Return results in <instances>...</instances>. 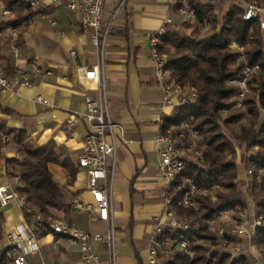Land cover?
Masks as SVG:
<instances>
[{"label":"crops","instance_id":"obj_1","mask_svg":"<svg viewBox=\"0 0 264 264\" xmlns=\"http://www.w3.org/2000/svg\"><path fill=\"white\" fill-rule=\"evenodd\" d=\"M113 1V9L104 4L102 24L111 21L104 53L108 108L113 120L123 128V139L116 150L117 167L111 190L117 264H148L150 241L166 207L168 188L158 172L156 140L163 118L170 117L175 108L163 100L151 57L150 36L161 27L166 31L181 30L183 17L175 9L173 0H126L112 21L113 11L122 0ZM226 1L231 3V0L214 2V12L219 17L226 12ZM49 2L40 0L36 9L47 12L37 15L29 23L19 46L16 45L17 33L13 35L3 29L0 69L4 62L15 69H29L32 64H37L43 71L50 70L51 75L42 74L33 80L32 86L0 95V125L8 132L0 138V148L3 158L23 161L25 154L11 140L22 130L27 134L29 147L53 141L61 159L70 158L77 164L86 126L81 119H77L71 128L65 124L71 116L83 114L86 97L98 95L96 85L82 81L81 74L76 72V67L97 64L98 51L91 42V32L73 24L65 9H52ZM71 51H75V58ZM37 96L46 103L38 102ZM10 135L12 137L4 143V137ZM48 169L54 181L65 187L63 195L68 205L74 201L92 202L85 169H78L71 184H68L69 174L60 165L50 164ZM15 185L0 160V186L14 189ZM0 214L3 217L1 252L6 233L27 223L18 200L0 206ZM54 216L79 230L100 233L106 230V223L93 221L86 211L54 212ZM37 244L38 252L27 255L26 264H81L79 245L71 244L65 236L49 234L37 238ZM248 248V262L264 264L258 255L259 248L251 244ZM91 249L100 264L107 263L105 242H92Z\"/></svg>","mask_w":264,"mask_h":264},{"label":"trees","instance_id":"obj_2","mask_svg":"<svg viewBox=\"0 0 264 264\" xmlns=\"http://www.w3.org/2000/svg\"><path fill=\"white\" fill-rule=\"evenodd\" d=\"M181 1L175 2V9ZM184 1L187 9L195 11L194 18L183 19L181 30L166 31L164 36L158 37L157 51L167 56L165 71L168 80L183 87H195L196 97L185 100L174 108L170 117L163 118L159 133L164 135L168 128H172L170 135L173 137L182 125L198 131L204 162L202 165L186 162L165 194L172 199L176 216L189 219L191 226L187 230H164L156 240L160 244L166 240H183L187 250L193 252L190 255L187 251L175 249L163 264H249L246 254H234L222 248L225 243H236L237 239L227 233L218 237L209 230L206 220H216L222 213L232 210L231 217L240 222L239 216L249 208L246 199L235 197L244 182L239 179L240 167L229 163L227 154L235 148L241 151L243 171L264 169V121L261 119V112L264 113V31L260 29L258 19L245 21L242 10L233 0L223 17L214 12L217 0ZM257 1L264 8V0ZM0 4L11 10L7 19L0 22V28L16 29L17 46L29 23L37 15L47 12L31 8L24 0H0ZM202 22L208 24V31L203 36L199 29ZM232 43L245 46L248 64L259 67L248 80V92L240 112L232 109L231 99L237 89L228 83L241 71L236 55L229 49ZM4 63L2 71L13 75L16 69L8 62ZM222 111L227 113L226 116L222 117ZM239 122L238 130H235ZM3 135L8 132L0 125V138ZM26 139L27 134L22 130L11 139L25 154L23 161L3 158L1 148L0 160L6 165L9 178L19 176L14 191L24 201L20 208L25 222L39 239L53 234L50 222L55 217L54 212L69 210L63 195L65 187L54 181L48 166L63 167L69 174L68 184L73 182L79 167L70 158L61 159L53 141L32 148L26 144ZM190 183L200 189L217 185L215 200L196 195L193 200L197 210L179 206L178 201L188 191ZM250 197L255 204V217L262 216L263 220L264 174L250 190ZM2 224L0 214V242ZM250 242L256 246L264 244V225H257ZM0 264H11L4 250L0 252Z\"/></svg>","mask_w":264,"mask_h":264},{"label":"built area","instance_id":"obj_3","mask_svg":"<svg viewBox=\"0 0 264 264\" xmlns=\"http://www.w3.org/2000/svg\"><path fill=\"white\" fill-rule=\"evenodd\" d=\"M31 8L36 9L40 0H24ZM107 0H50L49 6L52 9H65L72 20V23L84 30L91 32V42L98 51L99 61L90 67H76V72L81 74V80L96 85L98 91L97 97H86L84 101L85 110L78 117L73 115L66 122L65 126L71 128L76 124L77 119L84 121L86 133L82 140V153L78 157L77 165L80 169H85L88 173V189L92 197L91 203H81L74 201L69 205L72 212H88L93 221L106 223L104 233L84 231L74 228L64 220L58 218L52 219L50 228L56 236H65L71 244L79 245L81 264H100L97 255L91 249L92 242H105L107 246V263L117 264L116 239H115V212L113 198L111 195L114 174L117 167L116 150L118 142L123 139V128L116 123L108 108V101L104 83V53L107 39L111 32V21L102 24V13L104 4ZM126 0L119 3V7ZM177 0H173L176 2ZM242 10V18L245 21L253 19L259 20V27L264 31V8L257 0H233ZM11 10L0 4V22L7 19ZM179 14L185 20L193 19L195 11L187 9L185 1H181L178 7ZM170 22L169 19L166 21ZM54 24V23H53ZM204 29L208 28L206 22L200 24ZM15 35L16 29H8ZM166 34V28L161 27L150 36L151 57L155 63L156 79L161 84L163 100L166 104L175 107L182 104L187 99L196 97V89L193 86L183 87L180 84L168 80L165 65L167 56L159 54L157 51L158 37ZM3 41V29L0 28V46ZM230 47L236 50L235 55L242 62L240 63V75L232 78L228 83L237 89L234 95V106L238 109L243 108V100L248 91V80L252 74L259 69L258 65H249L246 60L245 46L232 43ZM71 56L76 57L75 51H71ZM51 75L50 70L43 71L37 64H32L29 69H17L13 75H7L0 69V95L16 91L20 87H29L33 85V80L40 75ZM36 100L40 103L46 101L37 96ZM162 125V124H161ZM172 128H168L164 135H159L156 140L157 154L159 156L158 172L165 180L167 185L175 179L186 162L199 165L203 162V155L196 149V142L193 141L188 147H180L170 135ZM192 137L198 135V131H190ZM10 136L4 137L6 143ZM249 170L248 174L252 175L257 181L260 179V172ZM16 184L19 182V176H14ZM200 191L196 185L190 183L188 191L179 199L178 205L184 207H194V196ZM11 200H18L20 206L24 204L19 199L14 189L10 186H0V206L6 205ZM171 198H165V209L162 216L158 219L153 237L150 241L148 250V264H163L165 258L170 257L175 249L187 251L192 255L193 252L187 250V244L183 240H166L160 244L156 236L164 230H187L191 226L189 219L177 217L171 205ZM261 218V217H260ZM256 222L249 227L238 226L233 229V233L239 238H251L259 224L264 221L255 218ZM262 220V221H261ZM210 228L211 227V222ZM222 235V233L220 232ZM5 244L2 251H5V257L11 264H26V256L38 252L37 237L32 227L28 224L19 225L15 230L6 233ZM236 254L243 252L239 247L233 248ZM261 252V249H259ZM261 255H264L261 252ZM252 264H259L252 263Z\"/></svg>","mask_w":264,"mask_h":264},{"label":"rangeland","instance_id":"obj_4","mask_svg":"<svg viewBox=\"0 0 264 264\" xmlns=\"http://www.w3.org/2000/svg\"><path fill=\"white\" fill-rule=\"evenodd\" d=\"M113 4H114V1L113 0H109V1H107L105 3L106 7L112 6V9L114 8ZM229 5H230V2L229 1H226V3H225L226 9L228 8ZM115 9L116 10L113 11V15L111 16L112 21L115 19V17L117 16L118 12L121 9V7H119V3L117 4V8H115ZM106 14H107V12H106ZM106 14H105V16H106ZM199 29H200V35L201 36H203L204 34H206L207 31H208V28L207 29H204L201 26L199 27ZM229 49H230V51H231L232 54H235L236 53V50L234 48L229 47ZM241 62L242 61L239 58H236V63H237L238 66H240V63ZM231 103H232V109H234V110L236 109L239 112L242 111L243 108H244V105H243V108H241V109L236 108L234 106V99L233 98L231 99ZM226 114L227 113L224 112V111L221 112L222 117L226 116ZM261 119H262V121H264V113L263 112H261ZM240 123L241 122H239L235 126V128H234L235 130H238V127H239ZM190 131H193V130L192 129H189L186 125H182L178 129V134L173 136V139L175 140V142H177L178 144H180V147H188L189 145H191V143H193V141H195L196 142L195 143L196 144V149L201 152L200 147H199L200 146V143H201V139H200L199 134L196 137H192L190 135ZM10 137H12V136L10 135ZM226 160L229 163H235L236 165H238V167H240L241 172H240V175H239V179L242 180L244 183H243V185H240L238 187V193H237V195L235 197L246 199L247 202H248L249 208H248L247 212H245V213H243V214H241L239 216L240 219H241L240 222L235 221L231 217V215H232L233 212H232V210H229L227 212L222 213L221 216L218 219H216V220H206V223H207V225L209 227V230L212 231L218 237H221L224 233H227V234H229V235H231V236H233V237H235L237 239V242L236 243H231V244H228V245H226V243H225L224 244L225 246H222L223 249H225L227 251H233L234 252L233 248L234 247H239V249L244 254H246V256H247V254L249 253L248 252L249 251L248 246L251 244L250 240H251L252 237L250 239L247 238V237H244V236L242 238H239L237 236V234H234L233 233V229L235 227H238V226H243V227H249V229L252 230V225H254V223L256 222L255 221L256 220L255 219L256 217H255V213H254L255 212V204L253 203V201H252V199L250 197V190L255 185H257L260 182V179H261L262 175L264 174V169H259V170H261L259 172V174H260L259 181H257L255 178H253L252 175L248 174V171L249 170H253V169L250 168L249 170L243 171L242 170V163H241V151L238 148L233 149L231 151V153L227 154L226 155ZM203 162H201L199 165H202ZM259 170H256V171L253 170V171L254 172H258ZM218 189H219L218 186L217 185H214V186H212L211 188H208V189H206V188L205 189H200V191L196 195H201V196L209 197L211 200H215V198H216V191ZM194 208H195V210H197V206L196 205L194 206ZM252 217H253V219H252ZM55 218L56 217H54L53 219H55ZM259 219H262V216H261V218L259 217ZM209 221L211 222V224H212L211 227L213 229L210 228ZM263 221H264V219H263ZM262 225H264V224H262ZM220 232L222 233V235L220 234ZM254 233H255V231H254ZM251 245H253V244H251ZM254 246H256V245H254ZM256 247H258L259 249H261V252L264 253V244L261 245V246H256ZM261 252L260 251L258 252V255L260 256L259 258L264 260V255H261ZM234 254H236V253L234 252ZM248 263L249 264H252L250 262H248Z\"/></svg>","mask_w":264,"mask_h":264}]
</instances>
